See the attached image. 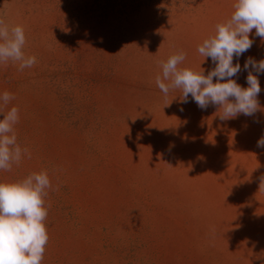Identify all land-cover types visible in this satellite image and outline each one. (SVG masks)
Here are the masks:
<instances>
[{"label":"rangeland","instance_id":"1","mask_svg":"<svg viewBox=\"0 0 264 264\" xmlns=\"http://www.w3.org/2000/svg\"><path fill=\"white\" fill-rule=\"evenodd\" d=\"M233 3L0 0V19L23 26L36 57L23 70L0 64V93L14 96L5 111L19 109L30 154L0 181L49 176L41 264H264V74L260 110L223 121L156 85L178 52L181 67L215 66L197 46ZM250 39L242 69L264 59V40ZM247 74L234 79L246 87Z\"/></svg>","mask_w":264,"mask_h":264},{"label":"clouds","instance_id":"2","mask_svg":"<svg viewBox=\"0 0 264 264\" xmlns=\"http://www.w3.org/2000/svg\"><path fill=\"white\" fill-rule=\"evenodd\" d=\"M232 7L230 18L218 22L214 32L197 46L202 61L210 58L215 65L207 74L201 66L199 71L181 67L186 56L178 52L161 62L162 74L156 77V85L165 96L170 90L179 89L181 104L189 103L191 96L201 110L214 105L222 109L218 115L222 121L241 114L251 117L260 110L258 75L264 74V59L256 61L249 57L243 69L238 62L253 45L250 39L253 30L264 40V0H234ZM25 43L23 26L9 27L0 19V64L11 61L18 63L20 70L31 68L36 57L25 54ZM242 70L248 72L246 87L234 79ZM13 99L8 91L0 93V170L3 171H9L13 163L19 164L22 152L30 157L28 150L17 142L15 126L19 109L13 106L5 111ZM257 147L264 148V136L258 139ZM50 188L44 170L21 180L0 181V264H41L49 240L44 197Z\"/></svg>","mask_w":264,"mask_h":264}]
</instances>
